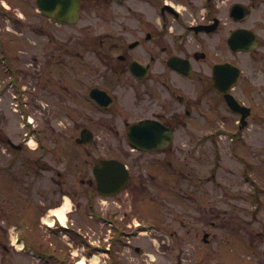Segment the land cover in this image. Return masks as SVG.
<instances>
[{
	"label": "flooded vegetation",
	"instance_id": "1",
	"mask_svg": "<svg viewBox=\"0 0 264 264\" xmlns=\"http://www.w3.org/2000/svg\"><path fill=\"white\" fill-rule=\"evenodd\" d=\"M41 3L40 12L38 0H0V17L11 24L22 18L16 19V8L27 12L19 29L27 33L23 63L31 66H18V33L2 27L0 81L1 71L20 82L24 77L25 85L38 88V97L55 96L62 104L67 133L91 167L78 181L74 206L81 199L96 206L94 167L103 159L98 153L107 159L115 154L129 170L120 194L139 200L135 197L145 178L158 176L169 183L186 178L179 195L177 186L160 185L163 195L158 197L184 200L180 215L200 204L201 217L191 219L189 229L202 231L207 246L220 241L217 230L249 228L252 264H258L264 258V189L258 185V173L264 179L259 171L264 167V0ZM129 133L147 150L132 148ZM6 143L22 153L20 165L28 171L45 159L43 144L35 150L41 151L40 160H34V152ZM15 161L17 156L11 166ZM194 161L203 164L202 174ZM176 165L190 166V171L185 175ZM173 167L178 174L170 171ZM51 171L43 163L35 170L41 178ZM54 173L59 180L53 179L55 188L45 187L43 195L59 203L68 193L66 180L60 181L59 170ZM179 226L186 223L180 220Z\"/></svg>",
	"mask_w": 264,
	"mask_h": 264
},
{
	"label": "rangeland",
	"instance_id": "2",
	"mask_svg": "<svg viewBox=\"0 0 264 264\" xmlns=\"http://www.w3.org/2000/svg\"><path fill=\"white\" fill-rule=\"evenodd\" d=\"M19 10L22 11L21 6L15 10L17 13L16 19L19 20L18 17H22L19 21L11 24V22L0 17V28L7 27L9 30L17 31L16 38L20 43V47H17L18 50L15 49L17 51L15 55L17 54L19 57L17 58L18 66L22 67L23 70H27L28 68L31 69V66L24 65L23 61L27 57V50L22 48L23 43L27 42V33L23 30H21V33L19 29L21 25L25 24L23 21L27 17V12L23 8L26 14L24 15ZM12 25L16 28H13ZM1 78H3V81H0V264H45L42 257L29 253V249L37 253L52 254L53 251L50 250L53 247L61 255L67 257L68 264H74V260L80 258L81 243L86 242H81L74 236L64 235L57 228V225L54 231L51 232L45 229L41 222L51 212L50 210L58 208L59 205L61 206L63 200L68 201L71 208L68 196L75 197L76 200L71 198L73 205L79 200V196H75L78 190L81 189L78 181L90 171V166L83 161L86 158L85 152L83 148L72 142L74 136L67 133L69 120L60 116L62 104L58 102L55 96L50 100L44 99L41 95L38 97V88L34 84L32 86L30 84L25 85L24 82L26 81L23 77V80L18 81L19 84L17 85L27 86L24 95L22 88V95L19 96L26 103L23 105L20 99L18 101L14 99L13 93L15 91L13 87L16 85L10 87L9 84H6L9 79L8 74L1 71ZM34 88H36V92L32 91ZM6 140L34 152L36 156L34 160H40L38 153L41 151L32 149L36 148L38 143L43 144L44 147L40 150L46 154L45 159L43 162L39 161L38 165L34 164V172L33 170L28 171L25 165L23 167L20 165V162L24 159L21 156L22 153L20 154L19 150L10 148ZM114 155L111 154V156L118 158ZM15 156L18 157V161H15L16 164L11 166L10 160ZM42 163L52 166L53 171L49 172L46 178H41L35 172V170L42 167ZM176 166L182 169L185 175L190 171V166ZM192 166L199 173L202 171L203 164L201 162L200 165L195 162ZM55 169L61 172L60 181L66 180L63 188L68 192L65 196L67 198L60 200L59 203L55 201L56 198L51 197L52 195L47 198L43 195L45 187L50 185L52 189L55 188L53 179L55 181L59 180V177L54 178ZM170 171L177 173L174 167L170 168ZM259 171L264 174V167H260ZM51 175L52 177H50ZM258 176V185L263 186L264 189V179L259 173ZM182 179L186 178L179 176V183H169L168 180L158 178V176L151 181L149 178H145V187L139 192L137 198L135 197V199L141 198L139 200L127 198L123 194L113 198L100 199V201L103 199L107 211H110L111 214L116 213V216L113 215V221L120 228H124L125 232H129L128 240L130 244L128 247H120L119 242H115L114 264H251L253 257L251 255L252 245H250V239L253 236L249 228L237 225L232 231L217 230L216 233L219 235L218 240L220 241L207 246L202 239V231L197 232L189 229L191 219L201 217L200 204H198L199 208L194 205L197 209L190 211L186 209L185 215H180L177 212L180 210L184 213L182 207L179 208V205L186 206L183 205L184 200L175 199L173 195H170L173 198L172 201H169L166 195L163 199L158 197L163 195L159 191L161 190L159 187L162 185L173 188L177 186L175 191L179 195L180 187L186 189ZM242 188L239 187V189ZM57 189L59 190V188ZM183 189H181V192H183ZM85 202L84 199H81V205L76 208L79 209L85 206ZM238 204L248 206V202L240 203L238 201ZM99 208H101V205ZM102 211L99 210L98 212L102 213ZM125 213H127L126 216H124ZM134 218L144 219L146 224L149 225H144V228H154L155 230L149 235H142L140 232V234H136V232L133 234V229L126 228V225L131 226L135 221ZM73 219L75 222L74 228H82L83 234L87 230L91 241L99 240L104 237L105 233H108L107 228L102 227L100 224L101 220L88 222L84 215H80L79 212L75 211ZM180 220L186 223V227L180 228ZM198 226L200 227L201 223ZM15 234L19 235V239H23L25 242L23 243L24 247L21 246L23 249L18 247L20 242H14L13 236ZM196 234H199V236L196 237ZM237 238L239 241H235ZM244 240L246 241L244 242ZM66 242L72 243L74 249L71 250H74L78 256L70 254V247ZM136 247L140 248L139 252H135ZM148 255L154 256L156 261H151ZM98 257L99 264L109 263L102 255L98 254ZM262 261H264V258H261L258 264H262ZM51 264H54V262H51Z\"/></svg>",
	"mask_w": 264,
	"mask_h": 264
},
{
	"label": "water",
	"instance_id": "3",
	"mask_svg": "<svg viewBox=\"0 0 264 264\" xmlns=\"http://www.w3.org/2000/svg\"><path fill=\"white\" fill-rule=\"evenodd\" d=\"M39 6L42 8V4H41L40 0H39ZM102 166L103 167H109L110 166L111 168L113 167L114 169L117 168L119 171H121L122 174H124L123 166L116 161H104V162H102ZM124 175L120 178L119 183H122L125 181ZM99 184L104 185V182L102 183L101 181H99Z\"/></svg>",
	"mask_w": 264,
	"mask_h": 264
},
{
	"label": "bare ground",
	"instance_id": "4",
	"mask_svg": "<svg viewBox=\"0 0 264 264\" xmlns=\"http://www.w3.org/2000/svg\"><path fill=\"white\" fill-rule=\"evenodd\" d=\"M68 208H69L68 201H65L64 204L61 207H58V208L54 209L53 213L57 214V216H58V218L60 219L61 222H64V220H65L64 213H65V211L68 210ZM47 222H48V220H47ZM49 223H51L50 220H49ZM18 247H21V244H19ZM19 249H21V248H19ZM92 260H93V262H96L97 258L95 257Z\"/></svg>",
	"mask_w": 264,
	"mask_h": 264
}]
</instances>
